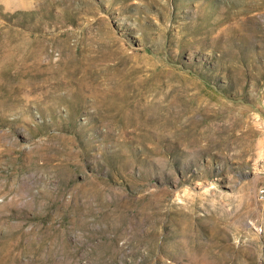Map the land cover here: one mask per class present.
Listing matches in <instances>:
<instances>
[{"label":"rangeland","instance_id":"obj_1","mask_svg":"<svg viewBox=\"0 0 264 264\" xmlns=\"http://www.w3.org/2000/svg\"><path fill=\"white\" fill-rule=\"evenodd\" d=\"M0 264H264V7L0 0Z\"/></svg>","mask_w":264,"mask_h":264},{"label":"bare ground","instance_id":"obj_2","mask_svg":"<svg viewBox=\"0 0 264 264\" xmlns=\"http://www.w3.org/2000/svg\"><path fill=\"white\" fill-rule=\"evenodd\" d=\"M114 1H116V0H114ZM230 1V4L233 6V7H235V8H237V13H251V12H253L254 10H258V9H260V8H263L264 7V0H262L260 3H258V4H254V2L255 1H258V0H254V2H252L253 0H229ZM260 1V0H259ZM213 7V6H212ZM217 10V9H216ZM229 10V9H228ZM227 10V11H228ZM217 12V11H216ZM231 12V11H230ZM228 13H229V11H228ZM232 13V12H231ZM235 13V12H234ZM233 14V13H232ZM215 15V14H214ZM236 15V14H235ZM253 15V14H252ZM213 16V15H212ZM217 17V20L216 21H218V22H220L221 21V17L219 18V16H216ZM232 16L230 15V18H231ZM228 18V17H227ZM224 19V18H223ZM232 19H234V18H232ZM204 23V22H203ZM218 24V23H217ZM210 25V24H209ZM216 25V24H215ZM236 76H238V75H236ZM240 77V76H239ZM242 78V77H241ZM238 81V80H237ZM240 81V80H239ZM238 81V82H239ZM236 83V82H235ZM241 83V82H240ZM237 84V83H236ZM241 85V84H240ZM242 87V86H241ZM240 87V88H241Z\"/></svg>","mask_w":264,"mask_h":264}]
</instances>
